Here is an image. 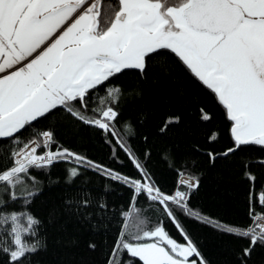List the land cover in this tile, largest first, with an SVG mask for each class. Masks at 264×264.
<instances>
[{
    "label": "snow or ice",
    "instance_id": "1",
    "mask_svg": "<svg viewBox=\"0 0 264 264\" xmlns=\"http://www.w3.org/2000/svg\"><path fill=\"white\" fill-rule=\"evenodd\" d=\"M182 73L213 95L228 122L229 146L211 148L208 162L227 161L248 146L264 152V0H0V264H40L36 257L48 252L49 229L57 225L65 236L69 223L101 233L110 222L109 205L88 187L89 171L132 189L133 207L142 195L158 203L185 240L170 237L162 222L149 227L150 221L125 211L107 250L94 239L85 241L88 252L100 251L99 264H209L169 203L245 242L233 264H254V252L264 249V214L251 206V186V225L213 221L188 206L199 180L187 168H177L174 192H162L117 131V125L132 128L123 110L143 99L145 85L179 83ZM129 75L125 85L121 77ZM197 107L198 119L211 122L206 109ZM62 120L88 126L117 145L140 178L64 147L56 136ZM180 121L168 115L161 133ZM25 130L34 138L22 142ZM204 135L211 146L221 133L209 129ZM61 163L64 193L41 216L34 202L45 185L34 172L48 175ZM241 165L254 183L250 167L264 169V158ZM60 184L48 175L47 187ZM256 203L264 213V191ZM53 242L80 243L76 236Z\"/></svg>",
    "mask_w": 264,
    "mask_h": 264
},
{
    "label": "trees",
    "instance_id": "2",
    "mask_svg": "<svg viewBox=\"0 0 264 264\" xmlns=\"http://www.w3.org/2000/svg\"><path fill=\"white\" fill-rule=\"evenodd\" d=\"M131 76L121 77L127 85ZM203 107L212 116L211 122L198 119V107ZM180 116L179 125H173L166 132L160 128L168 115ZM123 118L132 124L130 130L117 125L120 137L131 149L133 155L145 166L150 174L151 182L166 194L172 193L176 187L177 168H187L188 172L199 180V187L190 190L188 206L202 216L224 225L247 228L252 224L248 212L250 206L249 189L253 192L251 206L255 212L261 213V206L256 198L264 191V169L250 167L256 176L254 183L244 175L241 162H252L264 158L258 146H248L244 151H237L226 161L218 159L214 164L208 162L206 153L215 148L225 150L230 143L227 133L228 122L225 120L222 106L213 95L198 81L181 74L179 83L161 82L147 84L144 87L143 99L128 103L123 110ZM55 122V121H53ZM43 126H37V130ZM218 130L221 135L215 144L209 146L205 133ZM56 136L64 147L86 155L96 163L109 167L132 178H140L132 161L117 145L105 143L106 137L88 126L62 120ZM34 138L28 130L20 134L25 142ZM199 149L200 151H195ZM147 154V155H146ZM115 157V158H114ZM174 158V159H173ZM65 165L56 164L48 175L52 179H60L61 184L47 187L48 175L34 172L37 179L45 185L41 195L34 202V210L43 216L54 202L59 203L64 193L63 179ZM88 187L94 193H102L109 205L108 220L100 234L93 235L80 225L69 223L68 236L58 231V225L49 229V249L36 257L40 264H99L102 259L100 251L88 252L85 241L94 239L101 249L107 250L122 229L123 213L131 211L136 220L150 221L149 227L162 222L170 237L185 243L175 224L167 218L158 203L147 200L143 195L137 198L135 206L131 204L133 190L117 181L89 171L84 177ZM181 190L188 191L185 188ZM176 220L184 232L200 250L209 264H233L234 253L246 246V243L235 236L225 233L211 224L186 215L175 204L169 203ZM132 221H129L131 225ZM134 230V229H133ZM76 236L80 243L76 246L56 244L53 241L68 240ZM254 264H264V249H257L253 254Z\"/></svg>",
    "mask_w": 264,
    "mask_h": 264
}]
</instances>
